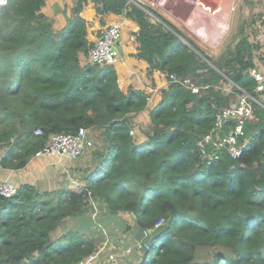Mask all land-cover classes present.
<instances>
[{
	"label": "trees",
	"instance_id": "1",
	"mask_svg": "<svg viewBox=\"0 0 264 264\" xmlns=\"http://www.w3.org/2000/svg\"><path fill=\"white\" fill-rule=\"evenodd\" d=\"M86 1L77 0L71 16L64 11L60 31L46 13L47 0H8L1 8L0 143L8 150L0 183L1 169L24 167L51 134L84 126L96 141L79 157L87 153L86 164L76 167L80 188L24 183L13 197L0 194V264H77L96 250L92 229L112 221L148 244L134 248L137 264H264V106L253 101L245 123L250 142L240 157L222 151L208 162L197 144L217 114L237 101L238 86L262 101L245 72L251 60L241 56L239 69L230 72L204 53L175 49V34H155L157 42H169L172 58L154 65L170 64L169 79L171 73L197 76L202 88L192 92L170 81L150 106L149 91L121 85L117 65L83 62L96 41L90 21L100 16L101 36L110 24L104 16L126 9L125 0H95L99 6L89 8ZM229 79L237 84L232 90L223 86ZM232 124L222 122L220 131ZM136 127L141 140L131 133ZM93 202L105 211L102 222L95 208L89 213ZM68 219L74 225L56 237Z\"/></svg>",
	"mask_w": 264,
	"mask_h": 264
},
{
	"label": "crops",
	"instance_id": "2",
	"mask_svg": "<svg viewBox=\"0 0 264 264\" xmlns=\"http://www.w3.org/2000/svg\"><path fill=\"white\" fill-rule=\"evenodd\" d=\"M84 6L99 4L95 0H87ZM124 6H126L124 12L104 16L108 23L116 20L122 22V37L119 44L122 61L116 68L121 70L118 73L123 87L131 83L135 88L147 91L157 88L160 91L170 82L166 72L170 64L154 65V62L172 58L170 56L172 49L170 51L168 49L169 42L162 39L157 42L153 39V35L165 32L176 35L174 44L178 47L175 49L184 50L185 53L193 51L199 56L204 53V58L210 57L230 72L239 69L241 56L252 62V65L245 69L250 76L254 68L264 72V51H260V44L255 41L256 33L264 30V0H125ZM140 10L144 12L143 16H140ZM93 12L94 10L90 9V14ZM98 21L100 16L90 21L94 27L89 29V32L93 33V41L97 40L95 36L96 28L99 27ZM65 24V18L54 21V27L58 31ZM230 59L233 62L230 67H226ZM207 61L214 66L212 61L208 59ZM201 71L202 69L197 68V72ZM123 73L129 77L124 78ZM229 80L230 86L237 85L233 80ZM259 94L264 97V93ZM263 101L262 99L260 103L264 106ZM146 116V113H141L139 118L146 120ZM1 170L3 179L13 178L12 180H17L18 185L31 183L20 174V171L27 169Z\"/></svg>",
	"mask_w": 264,
	"mask_h": 264
},
{
	"label": "built area",
	"instance_id": "3",
	"mask_svg": "<svg viewBox=\"0 0 264 264\" xmlns=\"http://www.w3.org/2000/svg\"><path fill=\"white\" fill-rule=\"evenodd\" d=\"M65 1V0H60ZM8 0H0V14L2 6L6 5ZM122 37V22L120 20L110 23L102 32V35L97 38L94 46L89 51L88 61L95 64H115L122 61L121 51L119 49L120 40ZM255 41L260 44V51H264V30H260L255 35ZM252 77L256 80L255 90L264 93V72L258 69L251 70ZM170 81L179 82L193 92L199 91V84L191 82L190 77H180L174 73L170 74ZM253 101H258L250 93L242 90L237 101L217 114L216 125L201 137L197 144L200 151V156L203 160L212 162L219 158L222 151H227L232 158L240 157L249 144V138L245 133V123L252 117ZM233 121V124L225 132L220 131L221 123ZM41 128L36 129V134H41ZM134 133V130H131ZM94 141L90 135V128L81 126L77 131L72 133L57 132L51 135L48 143L40 148L35 155L49 154L59 156H78L81 155L87 148L93 145ZM0 160L8 150V145L0 143ZM44 156V155H41ZM35 156H33L34 158ZM19 184L15 185L11 179H2L0 183V194L3 196H13L20 189ZM162 222H159V225ZM147 231L145 234L147 235ZM148 247V244L141 240L135 243V248L142 249ZM117 256L114 253H109L106 260H102L100 252H92L84 258L80 259L77 264H116Z\"/></svg>",
	"mask_w": 264,
	"mask_h": 264
},
{
	"label": "rangeland",
	"instance_id": "4",
	"mask_svg": "<svg viewBox=\"0 0 264 264\" xmlns=\"http://www.w3.org/2000/svg\"><path fill=\"white\" fill-rule=\"evenodd\" d=\"M76 1L77 0H65V1L57 2L56 0H51V1L49 0L45 8L46 13L51 15L54 21L55 19L56 21L63 20V18H65L63 15L64 11H66L71 16V6ZM86 7L88 8L89 6H86ZM88 15L89 16L87 17H90V14ZM57 24L58 23L55 24L56 27H57ZM97 24L99 28L101 29L105 27V26L102 27L103 25H101L99 21L97 22ZM56 31H58V29ZM249 34H251L250 31H249ZM98 35L99 34L95 36L96 39L100 37ZM86 61H88V59L85 57L83 62H86ZM116 69L120 73L121 70H119L118 68ZM123 74L124 75L122 76L124 78L129 77L126 73H123ZM190 79H191V82L197 84V81H198L197 76H190ZM128 85H132V84L129 83ZM223 86L226 90L231 88V86L228 83L224 84ZM201 88L202 86L200 85L199 90ZM196 92H199V91H196ZM259 93L260 92L258 91H253L254 96L256 95V97H260V99L262 98L264 100V97H262ZM159 94H160V91L157 88L154 90H151L147 96V104L150 106H153L157 101L156 96ZM146 120L147 121L149 120V115L146 116ZM141 125H143V123ZM94 133L95 132H93V134ZM93 134L91 137L94 141H96L94 137L96 133L94 135ZM133 134L136 135L137 139L138 138L142 139V134L139 131L138 127L134 128ZM50 137H49V140H50ZM1 146L2 145L0 144V147ZM35 154H34L35 157L31 158L28 164H26L24 167L18 168V169H27L26 171H20L21 177L23 179L31 182L32 185L39 190H54V189H57L63 186H68L74 189L80 188L79 185H80L81 178L77 176L78 173L76 174V171H78L76 167L86 164L84 159L86 158L85 156L87 153L85 154V156L81 158H79L81 155L69 157V156H59V155H49V154H40V155H35ZM41 155H44V156H41ZM63 160H69L70 162L69 161L63 162ZM71 160H74V161H71ZM12 179L13 178H11V181L15 183V185L18 186L16 182L17 180L15 179L12 180ZM31 183L26 182V184H30V185ZM13 196H9V198ZM4 197H7V196H4ZM93 208H95L94 212H93ZM92 212H93V215H96L97 221L102 222L103 218L105 217V211L102 208V205L100 204V202L92 203V206L89 209V213H92ZM121 217L129 224L134 223L133 218L131 214L129 213H121ZM74 223H75L74 220H71V219L66 220L64 225L63 224L61 225L62 226L61 229L60 227H58V229L53 234H55L57 237L58 235L61 234V231L63 230V228L65 227L69 228L72 225H74ZM102 224L106 227H104L103 229H99V228H102L103 226L94 227V229H92V231L89 233L91 237L95 238V243H96L95 252L96 251L100 252V256L102 260H106L109 253H114L117 256L116 264H128L129 262H131V264H137L136 262H138V259L136 260L134 257H132V252L134 251L135 242L137 240H134L135 237H133L132 233L124 230L125 224H119L116 221H112L109 224L107 223L105 224L102 222ZM56 237H53V238L55 239ZM145 248L147 247L145 246Z\"/></svg>",
	"mask_w": 264,
	"mask_h": 264
},
{
	"label": "water",
	"instance_id": "5",
	"mask_svg": "<svg viewBox=\"0 0 264 264\" xmlns=\"http://www.w3.org/2000/svg\"><path fill=\"white\" fill-rule=\"evenodd\" d=\"M118 47H119V49H120V45H119Z\"/></svg>",
	"mask_w": 264,
	"mask_h": 264
}]
</instances>
